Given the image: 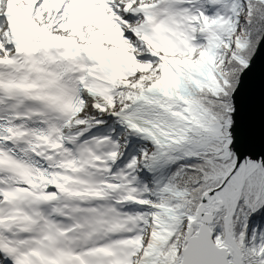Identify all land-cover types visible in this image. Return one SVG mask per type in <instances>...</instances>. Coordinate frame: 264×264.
I'll return each instance as SVG.
<instances>
[{"label":"snow or ice","instance_id":"6c2138e0","mask_svg":"<svg viewBox=\"0 0 264 264\" xmlns=\"http://www.w3.org/2000/svg\"><path fill=\"white\" fill-rule=\"evenodd\" d=\"M0 264H264V0H0Z\"/></svg>","mask_w":264,"mask_h":264}]
</instances>
